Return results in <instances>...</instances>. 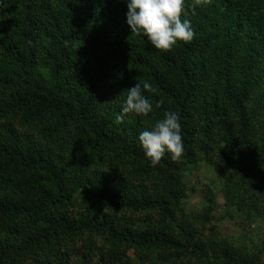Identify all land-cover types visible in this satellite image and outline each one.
Listing matches in <instances>:
<instances>
[{
    "label": "trees",
    "instance_id": "16d2710c",
    "mask_svg": "<svg viewBox=\"0 0 264 264\" xmlns=\"http://www.w3.org/2000/svg\"><path fill=\"white\" fill-rule=\"evenodd\" d=\"M191 3L182 19L193 40L164 51L131 33L127 0H0V178L21 192L0 197V264H264V239L251 238L253 252L207 226L219 193L264 222V0H211L195 14ZM144 81L154 89L144 92L152 113L117 124L125 90ZM165 111L180 117L184 152L152 167L137 129L124 133L133 124L145 131ZM102 145L93 162L122 173L100 189L89 182L90 210L71 209L34 232L45 207L66 196L64 168ZM214 158L221 183H205L204 212L185 213L186 184L175 171Z\"/></svg>",
    "mask_w": 264,
    "mask_h": 264
},
{
    "label": "rangeland",
    "instance_id": "374dc122",
    "mask_svg": "<svg viewBox=\"0 0 264 264\" xmlns=\"http://www.w3.org/2000/svg\"><path fill=\"white\" fill-rule=\"evenodd\" d=\"M109 92V91H108ZM106 97L103 99V102L107 103V101L111 100V94L105 93ZM104 104V103H103ZM14 114V113H12ZM22 115V114H21ZM20 115V116H21ZM51 120L50 128L57 123V118L54 117V115L49 116ZM3 121V118L0 119V122ZM45 122L48 123V120L45 119ZM20 124L19 119L15 118L13 120L12 126L18 127ZM45 126L46 124L43 123ZM73 127V126H72ZM152 126L146 127V130L151 129ZM138 131V133H141L144 131L143 128H140L139 125L133 124L130 127H128L124 134L130 135L132 134L133 130ZM19 130V129H18ZM110 132V131H109ZM121 132V131H120ZM28 135L25 137V142L29 143L30 138V129L28 130ZM122 133V132H121ZM138 138V135L137 137ZM5 141V140H4ZM55 147L61 151V145H62V138L59 136H53L52 141L49 140ZM7 143L10 144L11 141L7 139ZM123 143V141L121 142ZM30 144V143H29ZM120 144L117 143L116 146H119ZM106 149L105 145H102V147H99L96 149V154L93 156H90L86 159V163L82 165H76L74 167H67L64 168L63 171V179H64V188L66 189V196L64 197L62 203H59L55 206H47L46 209L42 212L41 221L36 225V229L34 232H39L44 227H48L46 225L52 224V227L54 228V222L60 221L64 217H62L67 211H71V209L78 213L82 211H88L93 206V201L89 200L85 196L90 192L88 190V184L89 182L93 181L95 184L96 189H100L103 187V178H110L112 175L117 173H122L123 170L115 169L114 167L106 166L104 164H95L93 161L96 158L97 150L98 149ZM109 149V148H108ZM224 155V160L226 163H228V156ZM222 157V155H220ZM223 158V157H222ZM253 158V157H252ZM217 159H213L212 162H208L205 160H197L195 165L191 167V169H194L192 171H185L182 170L180 173V170H176V174L179 173L182 176L183 181L186 184V196L183 198L180 202V208L183 209L185 213H202L204 212L203 205L207 204V194L206 189H204L205 183L212 184L214 186H218L221 183L220 175H217V172L215 169V162ZM231 163V162H230ZM209 164V165H208ZM223 173L227 171V169L224 168V171L221 170ZM114 173V174H113ZM176 174H171V177L173 178L172 181L175 180ZM7 183V182H6ZM3 192H5L4 195L7 202L11 201L8 199L10 194L15 197H19L21 195V192L13 191L11 192V189L9 190V186L4 184L3 177L0 178V197L4 196L2 195ZM194 193V194H191ZM262 196L261 194H258ZM260 202H264L263 197H260ZM229 200V199H228ZM222 196L221 193H219L217 202L218 205H216L215 210L211 211L209 215L211 216V222L207 225H214L216 231L219 235L225 237L228 239L231 243H234L238 245L239 247H246L249 251L256 252V245H253L251 238L256 237L255 240L257 243L262 242L264 239V222H261V220L257 219L254 220V222H250L242 212L239 211V209H236V207ZM230 203V204H227ZM241 220L242 222H236V220ZM30 218H19V223H24L25 221H30ZM238 220V221H239ZM17 221V222H18ZM240 223V224H239ZM210 230H207L209 232ZM48 241L46 239L43 240V245L45 248V245ZM23 243V239H22ZM38 252H40L41 248H37ZM56 250H59L57 248H53L47 252L49 256L53 258L59 256L58 252ZM127 254L130 257H135V253L133 249L127 248L125 249ZM262 260L261 262H264V256L260 257ZM36 260H28V262H34Z\"/></svg>",
    "mask_w": 264,
    "mask_h": 264
},
{
    "label": "clouds",
    "instance_id": "9594fccd",
    "mask_svg": "<svg viewBox=\"0 0 264 264\" xmlns=\"http://www.w3.org/2000/svg\"><path fill=\"white\" fill-rule=\"evenodd\" d=\"M210 3L211 0H192L188 7L195 14L196 7ZM126 6V23L131 33L142 34L157 50L169 51L178 41L190 43L195 36L190 20L182 19L186 13L185 0H127ZM125 91L121 112L115 118L117 124L122 123L128 114L148 116L152 113V102L144 94L145 91L154 92L149 82H136ZM162 103L157 102L156 107ZM181 133L179 115L165 111L163 118L156 120L151 130L139 134V143L152 167H156L166 153L172 160L182 156L184 144Z\"/></svg>",
    "mask_w": 264,
    "mask_h": 264
}]
</instances>
